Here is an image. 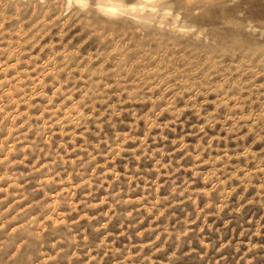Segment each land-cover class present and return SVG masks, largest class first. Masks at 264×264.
I'll return each mask as SVG.
<instances>
[{
	"label": "rangeland",
	"instance_id": "1",
	"mask_svg": "<svg viewBox=\"0 0 264 264\" xmlns=\"http://www.w3.org/2000/svg\"><path fill=\"white\" fill-rule=\"evenodd\" d=\"M139 1L0 0V264H264V0Z\"/></svg>",
	"mask_w": 264,
	"mask_h": 264
},
{
	"label": "bare ground",
	"instance_id": "2",
	"mask_svg": "<svg viewBox=\"0 0 264 264\" xmlns=\"http://www.w3.org/2000/svg\"><path fill=\"white\" fill-rule=\"evenodd\" d=\"M116 1V0H115ZM109 2V1H108ZM119 2V1H118ZM139 3H142V4H145V5H149L150 6V4L152 3L151 2V0H141V1H139ZM128 5V4H127ZM127 5H125V6H127ZM137 6V5H136ZM119 7V6H118ZM124 7V6H123ZM101 8H103V6H101ZM100 9V8H99ZM115 8L113 7V5H107V8L106 9H104V10H107V11H113ZM128 9V8H127ZM143 9V8H142ZM134 9H132V11H133ZM139 10V9H138ZM130 11V10H129ZM140 11V10H139Z\"/></svg>",
	"mask_w": 264,
	"mask_h": 264
}]
</instances>
